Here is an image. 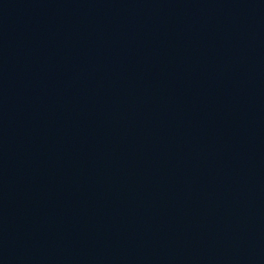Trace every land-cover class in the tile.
I'll use <instances>...</instances> for the list:
<instances>
[{"label":"water","instance_id":"obj_1","mask_svg":"<svg viewBox=\"0 0 264 264\" xmlns=\"http://www.w3.org/2000/svg\"><path fill=\"white\" fill-rule=\"evenodd\" d=\"M0 264H264V0H0Z\"/></svg>","mask_w":264,"mask_h":264}]
</instances>
